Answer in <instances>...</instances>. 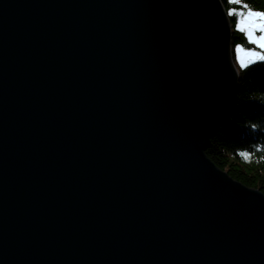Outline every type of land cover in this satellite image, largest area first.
Instances as JSON below:
<instances>
[{
  "label": "water",
  "instance_id": "95a60500",
  "mask_svg": "<svg viewBox=\"0 0 264 264\" xmlns=\"http://www.w3.org/2000/svg\"><path fill=\"white\" fill-rule=\"evenodd\" d=\"M229 23L221 0H0V264H264V193L205 153Z\"/></svg>",
  "mask_w": 264,
  "mask_h": 264
},
{
  "label": "trees",
  "instance_id": "16d2710c",
  "mask_svg": "<svg viewBox=\"0 0 264 264\" xmlns=\"http://www.w3.org/2000/svg\"><path fill=\"white\" fill-rule=\"evenodd\" d=\"M221 2L230 22V51L238 71L237 90L228 118L210 136L205 153L230 177L264 193V57L252 59L242 65L235 57L237 47L260 49L247 38L237 22L239 16H243L246 11L264 13V0ZM241 152L253 153V162L245 163Z\"/></svg>",
  "mask_w": 264,
  "mask_h": 264
},
{
  "label": "rangeland",
  "instance_id": "374dc122",
  "mask_svg": "<svg viewBox=\"0 0 264 264\" xmlns=\"http://www.w3.org/2000/svg\"><path fill=\"white\" fill-rule=\"evenodd\" d=\"M249 11H246L243 16H239L237 26L243 29L247 38L257 44L260 49L237 47L235 57L240 65L252 59L264 57V39H262L264 38V13L251 10L252 15L248 16Z\"/></svg>",
  "mask_w": 264,
  "mask_h": 264
},
{
  "label": "clouds",
  "instance_id": "9594fccd",
  "mask_svg": "<svg viewBox=\"0 0 264 264\" xmlns=\"http://www.w3.org/2000/svg\"><path fill=\"white\" fill-rule=\"evenodd\" d=\"M241 158L245 163H252L254 159V154L249 152H241Z\"/></svg>",
  "mask_w": 264,
  "mask_h": 264
},
{
  "label": "bare ground",
  "instance_id": "6f19581e",
  "mask_svg": "<svg viewBox=\"0 0 264 264\" xmlns=\"http://www.w3.org/2000/svg\"><path fill=\"white\" fill-rule=\"evenodd\" d=\"M230 24V23H229ZM231 50V49H230ZM232 57V56H231ZM233 61V60H232ZM235 65V64H234ZM236 67V66H235ZM237 69V68H236ZM237 73H238V71H237ZM237 90V84H236V86H235V91ZM234 102H235V99H234V101H233V104L231 105V108H230V110H229V112H228V114H227V116L220 122V124L226 119V118H228V116H229V114H230V112H231V110H232V107H233V105H234Z\"/></svg>",
  "mask_w": 264,
  "mask_h": 264
},
{
  "label": "snow or ice",
  "instance_id": "6c2138e0",
  "mask_svg": "<svg viewBox=\"0 0 264 264\" xmlns=\"http://www.w3.org/2000/svg\"><path fill=\"white\" fill-rule=\"evenodd\" d=\"M237 2H239V0H237ZM245 7H247V5H245ZM230 14H231V12H230ZM247 15L251 16L252 15V11L250 10ZM262 39H264V38H262Z\"/></svg>",
  "mask_w": 264,
  "mask_h": 264
}]
</instances>
